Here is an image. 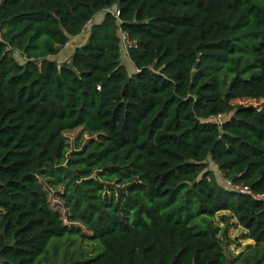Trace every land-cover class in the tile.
<instances>
[{
  "label": "trees",
  "instance_id": "obj_1",
  "mask_svg": "<svg viewBox=\"0 0 264 264\" xmlns=\"http://www.w3.org/2000/svg\"><path fill=\"white\" fill-rule=\"evenodd\" d=\"M208 160L264 192V0H0V264L64 235L98 250L49 264H264V197Z\"/></svg>",
  "mask_w": 264,
  "mask_h": 264
},
{
  "label": "rangeland",
  "instance_id": "obj_2",
  "mask_svg": "<svg viewBox=\"0 0 264 264\" xmlns=\"http://www.w3.org/2000/svg\"><path fill=\"white\" fill-rule=\"evenodd\" d=\"M103 14V10L96 11L92 17L84 24L81 31L76 35L68 40V45H64L59 49V51L53 55H50V58L55 59L57 62H63L69 57V54L72 51L74 45H77L83 42L86 33H88V28L91 23L97 22ZM118 36L120 38V62L125 67L127 73H130L134 70L133 65L129 61L126 52H125V45L127 43L125 37H123V33L120 30H117ZM13 55L18 61H22V56L20 52L17 50L12 51ZM232 101V100H231ZM235 103L234 101H232ZM258 100L254 103H257ZM233 103L229 102V105ZM226 113L216 114L211 118L218 120L223 118ZM64 134L67 138L68 148L76 149L78 148L81 143L88 142L90 138L93 137L92 135L87 134L81 128L77 127L71 130H65ZM207 167L211 169L212 175L214 179L220 184L226 187L223 183L224 178L221 176L220 172L217 170L216 166L208 160ZM220 215H224L225 218L222 220ZM213 220L219 226V229H223L225 227L227 240L223 245L226 252H228V257L230 259L235 258L241 251H243L246 245L249 243L250 239L245 236L243 228L237 224L235 218L230 214L229 211L226 210H219L216 211L213 215ZM220 232V231H219ZM218 232V234H219ZM70 237L64 235L62 237H52L49 239L45 249L36 257L34 260V264H49L50 261L55 262H63L66 260H71L74 258H86L88 256L93 255L96 250H98V244L96 241H84L79 243L76 240H70ZM228 264H231L228 262Z\"/></svg>",
  "mask_w": 264,
  "mask_h": 264
},
{
  "label": "built area",
  "instance_id": "obj_3",
  "mask_svg": "<svg viewBox=\"0 0 264 264\" xmlns=\"http://www.w3.org/2000/svg\"><path fill=\"white\" fill-rule=\"evenodd\" d=\"M66 47L69 46L68 45V42L65 43ZM220 120V119H218ZM224 185L226 187H229V188H232V189H235L239 192H243V193H248V194H251L253 197L255 198H262L264 197V192L263 193H252L248 187H246L245 185L243 184H240V183H233V182H230L229 180L227 179H224L223 181Z\"/></svg>",
  "mask_w": 264,
  "mask_h": 264
},
{
  "label": "water",
  "instance_id": "obj_4",
  "mask_svg": "<svg viewBox=\"0 0 264 264\" xmlns=\"http://www.w3.org/2000/svg\"><path fill=\"white\" fill-rule=\"evenodd\" d=\"M195 66H196V63H194L193 68H192L191 71H190V75L193 74ZM227 90H228V89L225 88V90H224V94L227 92Z\"/></svg>",
  "mask_w": 264,
  "mask_h": 264
},
{
  "label": "crops",
  "instance_id": "obj_5",
  "mask_svg": "<svg viewBox=\"0 0 264 264\" xmlns=\"http://www.w3.org/2000/svg\"><path fill=\"white\" fill-rule=\"evenodd\" d=\"M87 34V33H86ZM76 36V35H75ZM73 37V36H72ZM74 38V37H73ZM85 38H86V35H85ZM85 38L83 40H85ZM70 55V54H69Z\"/></svg>",
  "mask_w": 264,
  "mask_h": 264
}]
</instances>
